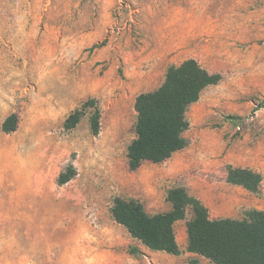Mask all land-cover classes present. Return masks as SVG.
<instances>
[{"label":"rangeland","instance_id":"rangeland-1","mask_svg":"<svg viewBox=\"0 0 264 264\" xmlns=\"http://www.w3.org/2000/svg\"><path fill=\"white\" fill-rule=\"evenodd\" d=\"M187 58L222 77L188 107V145L132 170L136 97ZM93 98L98 134L83 107ZM262 100L264 0H0V264H190L132 237L113 199L138 198L153 214L181 184L212 218L264 209ZM71 164L76 175L59 184ZM230 164L259 171L260 192L228 182ZM191 217L175 225L181 247Z\"/></svg>","mask_w":264,"mask_h":264},{"label":"trees","instance_id":"trees-1","mask_svg":"<svg viewBox=\"0 0 264 264\" xmlns=\"http://www.w3.org/2000/svg\"><path fill=\"white\" fill-rule=\"evenodd\" d=\"M220 73H212L195 58H187L178 65H171L164 82L156 89L142 92L136 97L137 136L128 146L129 166L138 169L144 161L155 163L169 159L175 152L188 145L184 135L189 128L188 107L199 100L203 90L221 79ZM92 108L91 126L94 134L101 129V110L96 99L83 104ZM264 107L259 101L256 110ZM83 109L77 108L65 120L64 126H77ZM16 113L8 115L2 129L10 133L17 129ZM76 175L71 164L58 177L65 184ZM227 181L259 193L263 175L250 167L227 168ZM166 200L172 207L168 210L149 213L138 198L116 196L111 212L114 219L123 224L132 237L155 251L174 255L181 253L175 225L187 217L188 250L208 258L214 264H264V209L252 208L241 218H212L205 203L189 193L184 185H175L167 190ZM190 264H199L190 259Z\"/></svg>","mask_w":264,"mask_h":264},{"label":"crops","instance_id":"crops-1","mask_svg":"<svg viewBox=\"0 0 264 264\" xmlns=\"http://www.w3.org/2000/svg\"><path fill=\"white\" fill-rule=\"evenodd\" d=\"M171 207H172V204H171V202L168 201V205H167V209H166V210L170 209ZM189 219H190V218L184 220V221H185V231H184V233H182V236H183V238L186 236L187 242H186V246H184V247H181V246H180V249H181L182 254H184V256H185L186 258H188V259H196V260H198V263H199V264H214V263L211 262L208 258H206V257H204V256H202V255H199V254H197V253L190 252V251L188 250L187 221H188ZM180 221H183V219H182V220H179L177 223H179ZM177 223H176V224H177ZM178 243H179V242H178ZM179 245H180V244H179Z\"/></svg>","mask_w":264,"mask_h":264},{"label":"bare ground","instance_id":"bare-ground-1","mask_svg":"<svg viewBox=\"0 0 264 264\" xmlns=\"http://www.w3.org/2000/svg\"><path fill=\"white\" fill-rule=\"evenodd\" d=\"M44 241V240H43ZM49 241V240H48ZM52 244V243H51Z\"/></svg>","mask_w":264,"mask_h":264}]
</instances>
